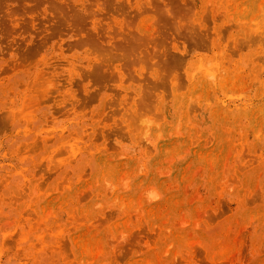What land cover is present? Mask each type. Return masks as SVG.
Wrapping results in <instances>:
<instances>
[{"label":"rangeland","instance_id":"rangeland-1","mask_svg":"<svg viewBox=\"0 0 264 264\" xmlns=\"http://www.w3.org/2000/svg\"><path fill=\"white\" fill-rule=\"evenodd\" d=\"M0 264H264V0H0Z\"/></svg>","mask_w":264,"mask_h":264},{"label":"bare ground","instance_id":"bare-ground-1","mask_svg":"<svg viewBox=\"0 0 264 264\" xmlns=\"http://www.w3.org/2000/svg\"><path fill=\"white\" fill-rule=\"evenodd\" d=\"M117 47H119V46H117ZM126 52H127V51H125V54H126ZM127 54H128V53H127ZM127 54H126V55H127ZM92 56H93V55H92L91 53H88L86 57H88V58L90 59V58H92ZM128 56H129V58L131 57V56H130V53L128 54ZM128 56H126V59H129ZM77 59H79V58H77ZM72 241H74V243H76V238H75L74 236L72 237Z\"/></svg>","mask_w":264,"mask_h":264}]
</instances>
